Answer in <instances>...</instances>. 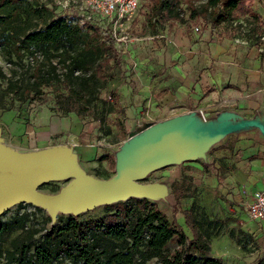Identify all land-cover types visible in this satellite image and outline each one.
<instances>
[{
  "label": "rangeland",
  "instance_id": "1",
  "mask_svg": "<svg viewBox=\"0 0 264 264\" xmlns=\"http://www.w3.org/2000/svg\"><path fill=\"white\" fill-rule=\"evenodd\" d=\"M30 1L34 4L49 6L55 14L70 15L77 19L78 17L86 18L91 14L89 11L87 13L85 8L86 0ZM188 3H193L194 7L202 10L204 0H183L186 12L185 20L178 22L176 26L183 28L185 35L196 40L197 37L192 33L191 27L199 23L202 25L199 39L206 37L211 42L228 41L226 45H228L230 54L237 60L250 56L257 58L264 56V0L242 3V5H251L254 11L261 15L259 24H256L251 16H241L219 24L214 23L208 16L202 17V20L192 19L189 16ZM152 6L151 0H141V6L136 15L131 20L124 22L123 26L114 22L103 23L105 30L115 33L116 37L120 39L118 47L121 63L115 64L112 61L108 70L112 77L107 80L96 79L92 76L91 71L76 72L73 78L74 86L82 91L83 98H77L74 111L67 114L63 113L55 103L56 97L65 91L64 86L60 83L45 81L40 85L39 90L31 92L30 95L27 94V90L36 87L33 69L37 58L39 61L46 59L45 52L38 50L34 58L26 55L23 59H19L14 53L12 41L5 42L0 47V92L3 96L0 109V128H2L8 145L12 146L11 142L15 141V144L22 148L30 141V136L25 130L14 134L7 131L5 126L8 123L2 120V116L12 115L14 122H19L27 128L39 111L50 110L53 116L70 117L72 128L62 133H49L45 143L41 142V145L47 146L38 149L61 145L63 144L61 142L70 140L71 133H76L82 143L90 144L92 149L97 150L96 155L86 158L81 157L79 153L80 165L96 178L108 179L113 176L115 168L108 160H101L100 157L105 154L116 156L123 142L129 139L131 131L138 127L143 128L147 123L165 121L172 117L166 116L173 113L166 110L164 77L160 78L159 75H169V70L172 68L169 52H172L171 40L175 29L170 28L168 23L162 24L154 19ZM20 23L23 24V18ZM174 47L182 49L181 45H174ZM175 62L173 61L174 64ZM60 72L61 70L57 69V73ZM141 75H149V77L152 75V82L156 81L152 96L157 102V108L152 107L151 97L145 100V98L136 95L139 94L143 83ZM117 120L122 121L124 130L117 125ZM80 147V145L77 146V149ZM21 148L18 150H29ZM34 149L30 148V150ZM200 161L198 159L186 162H192L194 165ZM173 165L151 172L142 181L151 183L163 179L168 182L171 197L156 203L169 219L176 221L186 234L192 237V232L185 223L183 215L185 209L192 208L201 231L210 239L211 252L216 257L222 258L227 264H256L259 259L264 258L263 242L257 234L250 232V227L254 225V222L249 220L246 209H243L240 214L226 209L218 210L215 206V203H220L217 201V197L209 191L203 193V189L198 185L197 169L191 166L187 169L190 172L185 173L181 178L168 179L163 173H165V169L173 168ZM70 180L71 178L50 181L40 187V191L48 194L58 193ZM176 181H178L177 185ZM175 190L183 194L178 205H176L173 193ZM24 204L27 205L21 209V213L31 212L32 226L42 231L45 227L46 217H50L48 211L41 207L38 209L36 208L38 206L31 203ZM18 210L20 208L17 204L3 213L0 219L9 220ZM104 212L105 205L78 215L59 213L55 221L51 218V223L47 227L56 223L60 217L66 219L72 215L88 219L99 217ZM23 234V230H16L5 235L0 243V264H12L7 259L6 253L11 249L13 239L21 237ZM174 245L175 241L171 246ZM147 264H158V262L154 258Z\"/></svg>",
  "mask_w": 264,
  "mask_h": 264
},
{
  "label": "trees",
  "instance_id": "2",
  "mask_svg": "<svg viewBox=\"0 0 264 264\" xmlns=\"http://www.w3.org/2000/svg\"><path fill=\"white\" fill-rule=\"evenodd\" d=\"M246 1L252 0H204L202 10L193 3H188L187 8L192 19L208 16L219 24L251 16L259 24L261 15L251 5H242ZM151 2L153 18L158 22L171 26L184 22L183 0ZM22 18L24 25L20 23ZM9 40L19 59L26 55L34 58L38 50L45 52L46 59L37 58L33 69L36 87L27 90V94L39 90L45 81L60 83L65 91L55 103L65 114L74 111L77 98H83L82 91L74 86L76 72L91 71L96 79L107 80L112 77L108 72L112 61L121 63L118 42L112 34L103 33L92 23L81 25L74 16L55 14L49 6L30 0H0V47ZM57 69L61 72L57 73ZM2 102L0 92V109ZM117 125L124 130L121 120H117ZM100 159L108 160L115 168L114 155L105 154ZM173 193L178 205L183 194L176 190ZM18 205L20 210L11 219H0V243L13 231L24 232L13 239L6 253L12 264H147L154 258L158 264H227L212 254L210 239L201 231L192 208L183 211L192 232L189 237L156 202L147 198L105 205V212L99 217H60L49 227L48 216L42 231L32 226L31 212L21 213L27 204ZM256 264H264V258Z\"/></svg>",
  "mask_w": 264,
  "mask_h": 264
},
{
  "label": "crops",
  "instance_id": "3",
  "mask_svg": "<svg viewBox=\"0 0 264 264\" xmlns=\"http://www.w3.org/2000/svg\"><path fill=\"white\" fill-rule=\"evenodd\" d=\"M177 23L172 26L169 24L170 28L175 29L171 40L172 52H169L172 68L169 75H159L160 78L164 77L166 110L173 112L166 117L202 110L210 112L211 116L231 111L247 119L256 116L264 118V56L237 60L230 54L226 45L228 41L211 42L206 37L199 39L202 31L199 23L191 27L196 40L185 35L183 28L176 26ZM197 25L200 26L199 32L194 31ZM174 45H181L182 49ZM173 61H176L175 64ZM151 76L141 75L143 86L136 95L145 100L151 97L152 107L157 108L152 96L156 81L152 82ZM2 120L8 123L5 129L12 134L27 131L30 141L22 148L29 150L47 146L41 145V142L45 143L49 133H62L72 128L70 117L53 116L50 110L39 111L27 128L14 122L13 116L9 114L2 116ZM70 135L68 142L61 143L75 147L80 145L78 149L83 158L97 154V150L92 149L90 144L82 143L76 133ZM11 144L17 149L21 148L15 141ZM199 160L194 165L192 162L173 165V168L165 169L163 174L168 179H179L194 166L203 193L209 191L222 203H215L217 209L237 214L243 209L247 211L254 196L264 190V135L256 128L227 135L210 149L205 160ZM158 181L165 182L163 179ZM253 222L250 232L260 237L264 247V221Z\"/></svg>",
  "mask_w": 264,
  "mask_h": 264
},
{
  "label": "water",
  "instance_id": "4",
  "mask_svg": "<svg viewBox=\"0 0 264 264\" xmlns=\"http://www.w3.org/2000/svg\"><path fill=\"white\" fill-rule=\"evenodd\" d=\"M256 128L264 135V118L247 119L236 112L191 110L165 121L147 123L129 133L115 156V174L99 179L80 165L77 147L67 144L20 151L9 146L0 128V216L20 203L48 211L78 215L101 205L130 198L153 202L171 197L166 182L143 183L153 171L186 161L206 159L210 149L227 135ZM71 180L58 193L40 191L50 181Z\"/></svg>",
  "mask_w": 264,
  "mask_h": 264
},
{
  "label": "built area",
  "instance_id": "5",
  "mask_svg": "<svg viewBox=\"0 0 264 264\" xmlns=\"http://www.w3.org/2000/svg\"><path fill=\"white\" fill-rule=\"evenodd\" d=\"M141 6V0H86L85 8L90 15L78 17L77 21L81 25L92 23L99 26L103 33H110L116 41L118 39L115 33L107 31L103 23L114 22L123 26L124 22L131 20L138 12ZM195 32L200 31V26L194 27ZM202 111V110H201ZM247 213L253 221H264V190L258 192L247 207Z\"/></svg>",
  "mask_w": 264,
  "mask_h": 264
}]
</instances>
